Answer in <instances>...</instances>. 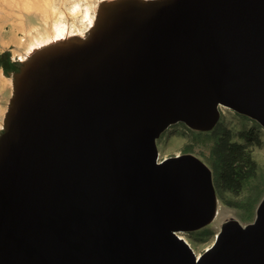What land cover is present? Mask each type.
Returning <instances> with one entry per match:
<instances>
[{"label":"water","instance_id":"1","mask_svg":"<svg viewBox=\"0 0 264 264\" xmlns=\"http://www.w3.org/2000/svg\"><path fill=\"white\" fill-rule=\"evenodd\" d=\"M117 1L97 7L114 10L105 33L12 73L0 264H264V196L196 255L179 234L215 219L212 171L157 148L175 124L212 131L222 107L264 129V0Z\"/></svg>","mask_w":264,"mask_h":264},{"label":"rangeland","instance_id":"2","mask_svg":"<svg viewBox=\"0 0 264 264\" xmlns=\"http://www.w3.org/2000/svg\"><path fill=\"white\" fill-rule=\"evenodd\" d=\"M104 1L63 0L56 14L65 18L69 25H78L84 10L92 11ZM22 4L11 6L9 0H0V133L12 96V73L18 71L17 64L25 61L29 53L30 38L27 33L33 37L44 36L50 32L47 26L51 27L53 23L52 20L27 14L30 6ZM74 4L78 11L73 13ZM9 64H13L15 69H9ZM233 146L239 148L248 163L246 176L239 183L228 179L230 165L225 164ZM157 148L159 160L192 154L213 172L218 213L223 211L224 215L217 224L212 222L201 230L179 234L189 241L196 255L202 254L213 244L225 220L233 218L242 225L253 221L257 205L264 196V129L255 121L221 108L219 123L212 131H192L183 124H175L161 135Z\"/></svg>","mask_w":264,"mask_h":264},{"label":"bare ground","instance_id":"3","mask_svg":"<svg viewBox=\"0 0 264 264\" xmlns=\"http://www.w3.org/2000/svg\"><path fill=\"white\" fill-rule=\"evenodd\" d=\"M129 1H132V0H119L116 2V4L120 5L125 2H129ZM61 2H63V0H9V3H12L11 6L16 5V4L18 5L20 3H24L22 5L26 7L30 6L27 11L29 13L27 14L40 16V17H43L44 19H47V20L49 19L53 21V23L51 24V27L47 26L50 29V32H46L44 36L39 37L37 35L38 37L37 36L33 37L31 36L32 35L31 33L30 34L29 32L27 33V37L30 38V41L28 44L30 48H29V51H28L29 53L27 54V57L32 54H38L40 52H43V53H46V52L48 53L49 51L53 52L56 48L60 47V45H62L63 47L67 45L69 46V44L72 43L70 42L71 40H78L76 42L74 41L73 42L74 44H79L80 42H84V41L87 42L89 41L90 36L94 34V31L97 34H102V33H105L106 30L109 29V25L111 22L110 17H112L114 13V10H112V8H109L106 11H104L105 6H103L102 8L99 7L98 9L96 7L92 11L84 10L81 15L79 24L69 25L67 21L64 20L65 18H63L62 16L58 17V13L56 14V11L60 10V6L62 5ZM47 7L49 9H46ZM73 7L74 8L72 9V12L73 13L77 12L78 11L77 5L74 4ZM48 11L49 13H47ZM222 108H225V107H222ZM221 215L223 216L224 214H223V211L221 213H218V202H217V213H216V216L213 222L217 224ZM183 239L187 242V244L190 245L189 241L186 238H183Z\"/></svg>","mask_w":264,"mask_h":264},{"label":"trees","instance_id":"4","mask_svg":"<svg viewBox=\"0 0 264 264\" xmlns=\"http://www.w3.org/2000/svg\"><path fill=\"white\" fill-rule=\"evenodd\" d=\"M9 65H10L9 66L10 67L9 69H11V70L15 69L14 66H13V64H9ZM239 152H241V151H239V148L233 146L232 147L231 154H230L227 162H225L226 165H230L229 172L227 173L228 179H234L235 178L233 174H234V171L236 169L235 168L236 161H237L236 160V156H238V160H239V158L240 159H244L245 160L244 165H246V168H248L247 160L245 158H243L242 155L239 156V154H240Z\"/></svg>","mask_w":264,"mask_h":264},{"label":"flooded vegetation","instance_id":"5","mask_svg":"<svg viewBox=\"0 0 264 264\" xmlns=\"http://www.w3.org/2000/svg\"><path fill=\"white\" fill-rule=\"evenodd\" d=\"M240 155H241V152H240ZM236 157H238V156H236ZM236 160H237L236 166H235L236 169H235L234 174H233L235 178L233 179V181L239 183L240 179H242L246 176L247 168H246V165H244V162H245L244 159L239 158V160H238V158H236ZM212 174H213V172H212Z\"/></svg>","mask_w":264,"mask_h":264}]
</instances>
